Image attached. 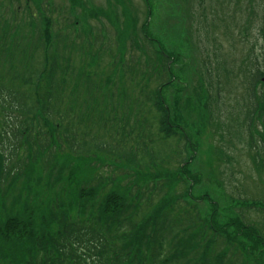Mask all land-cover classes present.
I'll return each instance as SVG.
<instances>
[{
	"label": "trees",
	"instance_id": "16d2710c",
	"mask_svg": "<svg viewBox=\"0 0 264 264\" xmlns=\"http://www.w3.org/2000/svg\"><path fill=\"white\" fill-rule=\"evenodd\" d=\"M22 1L29 34L37 27L32 37L19 29L9 33L0 15V264H264L259 261L264 238L253 227L235 220L223 232L204 219L195 201H184L197 182L187 167L199 151V137L180 123L189 101L215 133L227 132L221 119H243L235 136L240 139L244 125L253 168L264 176V0H251L249 11L240 0L235 3V24L247 19L249 30L257 24L261 44L249 69L238 74L237 65L227 71H235L237 89L245 86L230 105L221 98L220 62L228 68L214 36L215 25L232 17L226 10L217 14L205 8V0H176L174 18L186 16L193 49L187 55L190 85L177 88L173 70L182 64L180 56L169 54L146 30L152 10L145 0L144 20L139 26L136 20L134 37L128 34L140 52L124 49L106 61L100 35L90 36L91 30L79 24L73 39L68 27L74 33L77 23L68 22L64 10L44 11L39 0ZM106 1L121 6L123 20L129 16L130 0ZM194 4L200 11H193ZM31 5L38 7V25ZM2 7L0 2V14ZM55 13L63 16L61 22ZM202 22L204 29L213 26L209 38L205 30L204 50L198 35ZM164 89L175 92L166 96ZM224 148L220 143L214 153L210 149L209 159L217 155L229 162ZM174 149L178 166L169 173L163 166ZM103 156L112 158L116 169H130L105 176ZM248 200L245 206L264 212V199L246 205ZM218 240L240 247L231 246L233 262L214 250Z\"/></svg>",
	"mask_w": 264,
	"mask_h": 264
},
{
	"label": "rangeland",
	"instance_id": "374dc122",
	"mask_svg": "<svg viewBox=\"0 0 264 264\" xmlns=\"http://www.w3.org/2000/svg\"><path fill=\"white\" fill-rule=\"evenodd\" d=\"M6 1H9V3ZM250 1L251 0H240L239 3L241 8L244 7L249 11L251 4ZM0 2L3 3L0 15L2 16V20L5 19L9 23V33L19 29L20 33H23L22 36H27L31 28V23L29 21V14L27 12L25 14L21 11V8L24 9V1L0 0ZM129 3L130 5H128L127 11L129 16L124 20L121 6L116 4L113 5L106 0H42L41 4L39 1L38 5H40L39 9L42 8L44 11H46L48 7H51L54 11L64 10V17L68 16V22H71L72 24L77 23V30L73 28L75 30L74 33L72 32V27H68L69 34H73V39L81 31V26L79 24L91 30L92 34L90 36L100 35L103 44L105 45L103 50L105 51L106 56L109 54L108 51H110L109 42L113 48V53L117 52L116 54L118 55L122 54L124 49H131L140 52L137 50V48H140V44L136 42L135 38H129L128 34L134 37L135 30L137 29L136 20H138V26L144 20V3L143 0H130ZM235 3L236 0H206L204 2L205 8L211 6L217 14L224 9L233 17L227 18L223 24H216L214 31L216 41L215 48L218 50V52H216L226 60V67L228 68H223L219 59L220 68L218 73L221 98L224 97L228 105L231 104V100H234V94L237 91H240L241 94L245 91V86L240 87L239 89L234 86L235 71L239 74L241 69H249L250 61L254 55L258 54V47L261 44L260 37L257 33V24L252 30L248 29L247 19L245 22L235 24ZM239 3L237 4L238 6ZM31 6V11L33 10L35 13L33 21L38 25V22H36L37 12L39 13L38 10L36 11L38 7L34 5ZM178 6H180V4L177 3L176 0H157V5L155 6L157 11L152 19L150 29L151 35L157 38V41L169 54L180 56L179 60L182 64L176 63V70H173V73L176 76L177 81H180L177 83V88H181L184 84H186V87L190 85L189 77L192 75V70L188 71V64H190V62L187 55L193 49L189 34L185 31L188 27L186 16L179 13L180 19L176 20V18H174ZM190 6V4L187 5V7ZM192 6L194 12L200 11L196 4ZM16 8L20 9L19 12H15L16 14L14 15L12 10ZM66 10L68 13H65ZM168 16L171 20V24L167 22ZM53 17L61 22L63 16L55 13L53 14ZM12 18L16 19L13 24H11ZM225 26L233 29L232 35L228 33L227 27ZM181 27H183L182 30ZM212 27L208 26L204 29V22H202L200 32L198 33L199 40L201 38V46L207 44L208 38L211 36L210 29ZM245 27L246 31L244 32ZM53 28L57 29L58 26L54 24ZM206 29L208 38L205 41ZM36 30L37 27H33L29 36L32 37ZM121 32H123V36L120 37L119 35ZM119 40L123 42L121 46ZM91 41L92 39L89 40V42ZM95 46L96 45L93 47ZM206 47L207 50H210L211 48L210 45ZM202 48L204 50L203 46ZM107 57H109V55ZM104 59L105 61L108 60V58ZM243 59L245 60V65H242ZM185 62H187V64H185ZM192 65L194 66V63ZM237 65L239 67L235 69V71L233 70V74L227 75V71L234 69ZM212 67H214L213 62ZM181 75L183 76V79L179 80ZM226 75L228 83L227 88L230 90V92L227 93V98L223 95L224 87L227 84L225 81ZM174 92L175 90L172 92L167 89L164 94L170 96L173 95ZM242 100L243 99L240 98L241 102ZM178 101L179 99L177 102ZM88 102L91 103V98H89ZM189 102L190 106L181 115L182 120H180V123L185 127L186 131L190 130L194 135L199 137L197 140L199 145L198 154L194 155V159L190 161L187 169L193 174L202 175L201 179L195 177L197 182H195L196 186L193 191V197L195 198L194 201L196 202L200 214L206 221L209 220V222H212L211 224L216 229L222 230L223 232H225V229L232 227V223H235V220L246 226L252 227V225H257L264 232V214L254 209H247L242 202L243 200H238L237 202V198H245L249 199L246 203V205H249V203L252 204L259 200V198L264 199V176L262 173L257 174L253 168L252 158L250 156L252 151L245 144L247 134L244 130V125L243 133L238 134L240 139L235 136V132H238L237 123L241 122L243 119H221V124L226 128L227 132L224 133L221 130H218L215 133V130L212 127L206 129V120L204 125L202 122L203 119H198L197 115L199 107H197L192 101ZM173 116L174 113H172V117ZM208 134L211 136H208ZM216 134L219 136L222 134L223 138L220 136V140L223 141L220 142L219 136ZM220 143L225 146L227 154L231 157L229 162H225L224 160H221V158L217 160V155L213 157L214 160L212 159L211 161L207 155V152L210 149L214 153L216 151L214 148H217V145ZM178 160L174 149L173 159L168 161L169 164H164L163 168H168L167 171L170 173L171 168L178 166ZM105 164H107V162H105ZM103 170L107 172L105 168ZM205 193L206 200L200 199L204 197ZM235 202L236 205H234ZM214 205H216V216L213 219L211 213L214 211ZM226 235L230 237L229 232H227ZM240 239H243V237L240 236ZM225 242L226 240L223 242L218 240L214 248L218 251L225 249V246L223 245ZM250 245H253V243L250 242ZM231 246L233 250L241 251L240 247L238 248L236 244H232ZM226 253V256H234L231 249ZM252 254L255 255V252ZM261 254L262 256L259 258V261L264 263V251H261ZM230 261L233 262V260Z\"/></svg>",
	"mask_w": 264,
	"mask_h": 264
}]
</instances>
